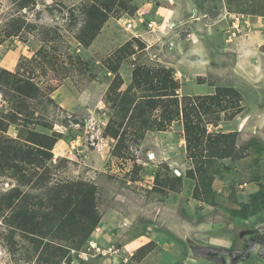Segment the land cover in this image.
<instances>
[{"label": "rangeland", "instance_id": "rangeland-1", "mask_svg": "<svg viewBox=\"0 0 264 264\" xmlns=\"http://www.w3.org/2000/svg\"><path fill=\"white\" fill-rule=\"evenodd\" d=\"M63 1L46 0L38 6L36 0H0V44L6 42L0 45V148L22 144L26 139L39 141L37 134L60 142L61 135L54 129L66 133L64 127H71L68 131L74 133L69 135L81 136L86 152L93 153L98 147L95 143H100L95 154L104 164L101 170L92 171L83 164V156L74 150L60 156V150L52 149V159L38 167L0 155V264H38L35 247L40 241L53 240L56 242L51 243L53 246L62 245L67 250L69 244L48 236L51 226L41 229L43 238H40L34 230L17 226L10 218L18 208L42 216L49 210L48 190L76 182L96 185L95 205L100 217L112 211L128 217L147 212L158 215L160 220L153 228L165 233L161 242L178 247L174 262L165 259L163 264H264V245L247 244L254 237H264V134L253 131L242 138L235 132L209 127V132L235 135L239 159L190 160L180 121H173L165 131H146L136 124L138 121H129L126 110L117 112L113 105L116 96L109 92L110 89L115 92L121 82L120 91H124L135 66L166 67L174 72L180 100L188 96L192 84H206L213 89L232 87L241 95L244 111H248L256 98L241 61L235 57L214 58L202 66L201 71L207 70V74L196 76L194 72L200 70L194 69L198 68L199 60L190 47L192 42H197L192 32L194 25L190 23L194 19L190 20L189 14L167 26L157 14V11L164 13L166 6L175 0H124L125 10L115 9L104 20L96 19L94 29L86 26V17L82 15L91 4L89 0H71L68 5L62 4ZM207 1V8L199 5L200 12L213 15L217 9L223 10L225 23L219 29L221 33L231 38L250 33L264 36V0ZM127 19L138 24L154 21L157 26L150 32L142 24L139 31L132 33L122 26ZM195 21L203 24L206 20ZM14 36L25 44V47L21 45L24 51L27 47L33 52L19 57L16 68L13 67L15 56L7 53L19 47ZM81 36L85 43L77 40ZM260 50L263 52L264 46ZM7 54L10 57L5 59ZM248 64L257 65L256 58H250ZM3 71L28 79L38 88V96L30 102L31 109H20L22 116L11 109L12 94L5 83L12 77ZM64 77L68 78L63 79L67 85L96 103L97 108L88 111L87 123H82L85 111H61L52 100L51 90L61 85ZM141 118L148 123L164 122L159 107L150 117ZM221 119L220 124L224 121L223 114ZM72 121L79 125L72 127ZM114 122L123 123V134ZM108 127L118 135L113 136ZM77 149L81 150L82 146ZM242 159L241 164L233 165ZM148 187L159 194L164 205L156 207L131 196L121 198L125 191L147 195ZM6 204L14 206L7 209ZM241 204L248 208L242 209ZM126 238L124 235L123 239ZM87 246L88 242L80 252H87ZM246 248L249 251L237 260L235 255ZM87 254L90 255L87 260H82L72 252L60 263L67 264L71 257L68 264H93L91 261L100 258L93 250Z\"/></svg>", "mask_w": 264, "mask_h": 264}, {"label": "trees", "instance_id": "trees-1", "mask_svg": "<svg viewBox=\"0 0 264 264\" xmlns=\"http://www.w3.org/2000/svg\"><path fill=\"white\" fill-rule=\"evenodd\" d=\"M89 1L91 4L82 15L86 17L85 23L90 29H94L96 23L93 21L96 19L104 20L115 9L125 10L124 0ZM77 40L85 43L82 36ZM113 72H117V69ZM3 74L12 77L5 83L12 94L11 109L17 115L22 116L20 109H31L30 102L38 96V88L28 79L4 71ZM119 84L115 92L109 90L110 94L114 93L116 96L113 105L117 112L122 113L126 110V114L130 115L129 121H138L139 123L136 124H141L146 131H165L173 121H180L183 126V139L188 159L193 160L197 157L203 160L239 159L240 153L236 152L235 135L208 130L209 127L212 129L218 127L222 120L221 114H223L224 121H230L242 112V98L236 89L215 87L212 94L186 96L180 100L177 94L179 84L174 79L172 69L145 66L133 68L130 84L124 91H120L123 83ZM137 92L141 93V96L137 95ZM156 107L162 110L164 122L148 123L147 119L141 118L145 115L150 117ZM9 122L16 125L11 120ZM113 124L122 130L123 123L114 122ZM107 130L113 136L118 135V132L110 127ZM123 133L122 130L121 134ZM37 135L39 141L26 139L22 144H9L0 148V155L5 154L11 160L26 165H37V167L45 161H50L52 149L58 140H52L48 135ZM4 159L7 160V158ZM96 195L97 187L93 183L76 182L56 185L47 192L49 210L42 216H36L26 208H18V212L12 213L10 221L17 226H28L40 238H43L41 229L44 226H51L52 230L48 236L70 245L67 250H64L61 248L62 245L53 246L51 243H56L53 240H47L45 243L40 241L35 247L38 264H61L60 261L72 252L78 257L81 248L88 242L90 235L100 222L95 205ZM13 206L14 204H6L7 209ZM241 208L247 209L248 207L241 204ZM240 218L244 219L245 216ZM59 232L62 234L59 235ZM67 260L70 262L71 257Z\"/></svg>", "mask_w": 264, "mask_h": 264}, {"label": "crops", "instance_id": "crops-1", "mask_svg": "<svg viewBox=\"0 0 264 264\" xmlns=\"http://www.w3.org/2000/svg\"><path fill=\"white\" fill-rule=\"evenodd\" d=\"M42 1L46 0H36L38 6H41ZM70 1L71 0H65L62 4L68 5ZM199 5L203 8H207L209 1L205 0L201 3L197 0H175V3L167 5V8L165 9L160 6L165 10V12L162 13L157 11V14L164 18V21L167 22V26H169L173 21L180 22L183 17L189 14L191 17L190 20L194 19L193 21H190V23L192 22L194 25L193 28L195 29H193L192 32L194 34L193 37L196 38L197 42H192L190 47L191 50L195 52L193 54H196L194 56H197V59L199 60L196 63V67L198 68L194 69L200 70V72H194L196 76H205L207 74V70L203 73L201 71L203 70L202 66L206 61L214 58L222 59L235 57L241 61V66L244 67L246 71V80L252 90H254L256 98L255 105L251 106L248 111H244L243 107L240 114L230 121H222L216 129L223 132H235L242 138L250 136L253 131L263 135L264 52L260 49L264 46V36L250 33L247 36L231 38L227 35V33H221L219 30L221 26L224 25L223 23H225L223 22V14H221L223 13V10L217 9L216 13L210 15L207 12H200L201 8H199ZM195 19H205L206 21L203 24L194 23L196 22ZM134 24L136 25L137 31H139L141 29V24L135 23V21ZM188 38L190 40L192 39L191 37ZM13 39L16 40L15 42L19 45V47L15 48V50H10L7 53H10V56H17V58H13L15 61L13 67L16 68L18 64L17 59L19 57H27V55L30 56L33 52L28 50L27 47L25 51L22 49L21 45L25 47V44L18 40V36H14ZM5 43L6 42H2L1 44L4 45ZM77 52H80V50L77 49ZM8 54L5 56V59L10 57ZM250 58H256L257 65H249L248 60ZM63 79L66 80L68 78L64 77L61 80ZM190 88L191 92L187 94L188 96L209 95L212 94L213 89V87H209L206 84H192V87ZM50 95L55 105L61 111H85V119L82 120V123H87L88 119L86 116H88V111L91 112L93 109L97 108L96 103L92 101V99H89L88 96L86 97L85 93H82V91L78 92L76 89L71 88L66 84V82H64V80L61 85L54 87L51 90ZM77 125H79L78 122H71L72 127H76ZM69 128L71 127H64L66 133L54 129L55 132L61 135V138L60 142L55 144L53 151L60 150L58 153L62 156V154L65 155L66 153L71 152V150H74L83 156V164L92 168V171L101 170L104 162L95 154V152L100 149V143H95L98 147L93 151V153H88L82 143L81 136L76 134L69 135L70 132H73H69ZM102 140L104 139L102 138ZM77 146H82V149L78 150ZM241 162H243V159L233 165H238L239 163L241 164ZM222 188L227 190V187L225 186ZM148 189L150 193L147 195H136L125 191V193L121 194V198L125 197L127 199L131 196L134 197V199L145 201V203L155 205L156 207L158 205H164L161 200L162 198L159 197V194L152 192L150 187H148ZM221 190L222 189L219 188L218 191L221 192ZM158 220H160L158 215L155 217L154 214H148V212L136 217H128L115 211L102 214L97 228L90 235L88 246L89 243H91L100 252L105 251L108 253L103 255L100 254L99 259H95L91 262H93V264H163L166 259L170 260V263H173L174 259L177 257L176 252L178 247L173 243L170 244L167 242H161L160 239L162 235H165V233L157 231L153 228L154 226L156 227V221ZM124 235H126V239H123ZM147 247H151L150 250H148L145 254L140 255L142 250ZM91 251L92 250L89 252ZM161 252L164 254H160Z\"/></svg>", "mask_w": 264, "mask_h": 264}, {"label": "built area", "instance_id": "built-area-1", "mask_svg": "<svg viewBox=\"0 0 264 264\" xmlns=\"http://www.w3.org/2000/svg\"><path fill=\"white\" fill-rule=\"evenodd\" d=\"M140 24H141V27H143L144 25H142V24H145V27L147 28V30H149L150 32H153V31H155V29H156V22H154V21H150V22H148V23H144V22H140ZM122 26L124 27V29L126 30V31H130V32H132V33H135L136 31H137V29H136V25L134 24V21L133 20H131V19H127V20H125L124 22H123V24H122ZM235 26H233V28H234ZM236 28V27H235ZM90 250H94L95 252H97L98 254H107L108 252H105V251H99L97 248H95V246L94 245H92L91 243H89V246H88V248H87V252H80L79 254H78V257L80 258V259H82V260H87V256H90L89 254H87Z\"/></svg>", "mask_w": 264, "mask_h": 264}, {"label": "flooded vegetation", "instance_id": "flooded-vegetation-1", "mask_svg": "<svg viewBox=\"0 0 264 264\" xmlns=\"http://www.w3.org/2000/svg\"><path fill=\"white\" fill-rule=\"evenodd\" d=\"M247 244L249 246L250 245L255 246V245H258V244L264 245V237H260V236L254 237V238L250 239ZM248 251H249L248 248H246L244 251H238V253L235 255L236 259L238 260L241 256L246 254Z\"/></svg>", "mask_w": 264, "mask_h": 264}, {"label": "bare ground", "instance_id": "bare-ground-1", "mask_svg": "<svg viewBox=\"0 0 264 264\" xmlns=\"http://www.w3.org/2000/svg\"><path fill=\"white\" fill-rule=\"evenodd\" d=\"M13 65V63H9V66H12ZM151 158H152V156H151Z\"/></svg>", "mask_w": 264, "mask_h": 264}, {"label": "water", "instance_id": "water-1", "mask_svg": "<svg viewBox=\"0 0 264 264\" xmlns=\"http://www.w3.org/2000/svg\"><path fill=\"white\" fill-rule=\"evenodd\" d=\"M195 248V247H194Z\"/></svg>", "mask_w": 264, "mask_h": 264}]
</instances>
